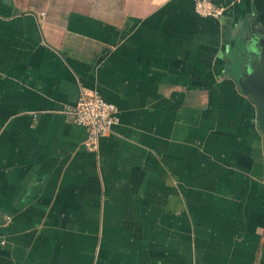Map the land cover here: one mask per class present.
<instances>
[{"label": "crops", "instance_id": "0c3cea01", "mask_svg": "<svg viewBox=\"0 0 264 264\" xmlns=\"http://www.w3.org/2000/svg\"><path fill=\"white\" fill-rule=\"evenodd\" d=\"M0 0V264H264V137L238 78L264 0ZM117 121L83 146L80 91Z\"/></svg>", "mask_w": 264, "mask_h": 264}, {"label": "built area", "instance_id": "2783aa9c", "mask_svg": "<svg viewBox=\"0 0 264 264\" xmlns=\"http://www.w3.org/2000/svg\"><path fill=\"white\" fill-rule=\"evenodd\" d=\"M193 10L202 17H217L223 7L209 0H194ZM71 115L74 123L86 128L83 146L87 151L96 150L98 139L105 136L117 121L115 105L105 101L93 90L80 91Z\"/></svg>", "mask_w": 264, "mask_h": 264}, {"label": "water", "instance_id": "95a60500", "mask_svg": "<svg viewBox=\"0 0 264 264\" xmlns=\"http://www.w3.org/2000/svg\"><path fill=\"white\" fill-rule=\"evenodd\" d=\"M238 84L243 93L253 99L257 111V126L264 137V43L253 45L242 67Z\"/></svg>", "mask_w": 264, "mask_h": 264}]
</instances>
